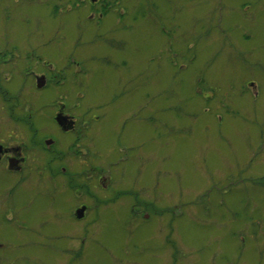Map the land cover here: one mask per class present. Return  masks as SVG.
I'll return each instance as SVG.
<instances>
[{"label":"rangeland","instance_id":"374dc122","mask_svg":"<svg viewBox=\"0 0 264 264\" xmlns=\"http://www.w3.org/2000/svg\"><path fill=\"white\" fill-rule=\"evenodd\" d=\"M108 2L107 26L96 27L83 5L66 28L85 47L81 55L103 53L118 62L90 61L89 95L116 116L136 114L123 129L134 146L120 158L133 163L121 162L126 177L114 184L136 189L138 201L154 202L147 204L153 211L143 218L141 205L134 217L128 207L138 203L128 196L96 203L101 190L93 183L91 240L81 255L61 256L80 237L63 235L67 201L54 203L41 194L30 203L31 227L39 223L44 234L37 249L10 244L36 232L9 224L0 207V254L7 258L0 257V264H264V0ZM14 7L1 32H19L25 16L42 12L24 2ZM42 14L48 30L52 22ZM118 15L120 25L114 24ZM104 29L107 39L87 43ZM114 126L108 125L106 136L96 135L103 154L115 138ZM4 187L0 174L1 196Z\"/></svg>","mask_w":264,"mask_h":264},{"label":"flooded vegetation","instance_id":"af4514ba","mask_svg":"<svg viewBox=\"0 0 264 264\" xmlns=\"http://www.w3.org/2000/svg\"><path fill=\"white\" fill-rule=\"evenodd\" d=\"M20 2L35 10L40 8L52 26L44 30V14H38L37 11L30 18L24 17L26 28L19 32L13 28L7 32L0 30V174L5 177L0 207L7 214L8 220H5L9 224L15 222L20 231L35 229L36 232L33 238H29L31 234L28 232L19 242L10 244L18 247L25 243L37 249L41 248L44 234L39 223L31 227L35 223L29 221L33 215L30 203L41 194L54 203L63 198V201H67L63 209L68 217L63 221V235L67 239L80 237L77 239L78 245L70 241L60 253L61 256L74 252L81 255L83 247L92 237L93 183L96 186L94 188L101 190L100 200L96 203L103 204L128 196L138 203L137 208L134 205L128 207L131 208L129 211L134 217H139V206L142 205V209H145L141 214L143 218H148V212L154 208L147 205H153L154 202L138 201L136 189H117L114 184V181H122L126 177L125 169H118L121 162L126 160L123 166L128 167L133 163L128 157L122 161L120 158L122 151L134 146L125 140L123 129L128 119H135L136 114L131 112V115L116 116L104 108L105 104L91 101L89 95L92 72L90 61L99 60L94 63L105 66L117 65L118 62L103 53L81 55L80 51L85 47L77 41L79 38L75 31L66 28L67 25H74L76 7L84 5L89 11L88 19L102 29L108 18L110 2L0 0V24L12 17L14 5ZM118 18L122 19V15L114 20L116 25L121 20ZM33 20L37 24H32ZM53 21H56L55 26ZM101 32H96L93 40H87V43H96H92L96 38L107 39L104 34L109 31L104 29ZM116 40L109 39V42L114 44ZM119 94V90L112 91L110 97L117 99ZM109 124H115L112 130L115 138L103 154L98 150L96 135L106 136ZM140 175L143 174L139 171L134 174L137 178ZM18 188H34L36 192L30 196L19 194ZM52 210L54 215L59 212L56 206ZM167 231L163 236L165 240ZM5 255L0 254V257L6 258ZM165 255L168 261L171 260L170 253ZM34 256L39 257L38 254Z\"/></svg>","mask_w":264,"mask_h":264}]
</instances>
